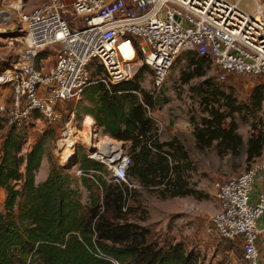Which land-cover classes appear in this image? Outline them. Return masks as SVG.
<instances>
[{"label": "built area", "instance_id": "built-area-1", "mask_svg": "<svg viewBox=\"0 0 264 264\" xmlns=\"http://www.w3.org/2000/svg\"><path fill=\"white\" fill-rule=\"evenodd\" d=\"M254 1L252 14L240 9L239 1L228 0H50L23 12V50L0 73V117L16 129L42 121L53 126L62 122L56 149L60 167L79 157L81 148L89 159L105 166L116 183L136 188L128 179L132 156L127 143L114 139L112 148H117L106 153L100 140L112 137L103 134L93 118L89 133L87 117L79 124L72 112L63 121V104L79 98L94 80L108 87L130 82L143 66L152 69L157 92L182 52L211 60L220 82L230 75H244L264 85V3ZM68 14L83 17L80 29L70 28L62 17ZM55 45L61 48L55 63L48 66L40 55ZM94 61L103 68L96 78L90 70ZM154 122L159 128L160 123ZM75 173L88 175L82 169ZM256 184L261 187L253 200ZM216 189L219 207L208 216L205 233L239 240L245 262L259 264L257 241L264 238V226H258L259 220L264 221V160L240 176L218 182ZM127 208L128 204L124 212Z\"/></svg>", "mask_w": 264, "mask_h": 264}, {"label": "trees", "instance_id": "trees-1", "mask_svg": "<svg viewBox=\"0 0 264 264\" xmlns=\"http://www.w3.org/2000/svg\"><path fill=\"white\" fill-rule=\"evenodd\" d=\"M188 53L194 55L191 62H196L200 66L197 71H201L207 59ZM14 63L11 59L9 68ZM102 73L103 68L98 65L92 75L96 78ZM140 77L109 87L94 80L83 90L78 109L91 116L103 134L130 144V182L135 180L150 191L163 187V198L197 197L198 191L185 189L178 165L165 150L173 144L159 141L157 126L147 109L153 113L156 101L140 86ZM212 94L215 97L212 103L207 96L201 101L208 105L205 111L212 118L203 119V127L195 130L197 146L204 150L216 141L221 153H236L244 142L237 133L235 114L242 113L244 108L227 102L232 110L225 114L215 108V102L221 98L232 102V97L216 87ZM262 100L264 85L258 84L249 102L259 106ZM230 118L229 126L225 127ZM31 127H10L0 144V189L6 194L4 211H0V264H203L200 254L188 249L184 241L159 242L149 228L130 220L127 215L130 208L124 212L128 187L111 185L100 178L102 195H97L83 177L82 185L91 192L90 203L85 205L74 185L76 180L65 168L52 167L47 180L37 184L36 176L46 156L45 142L35 143L27 154H22ZM263 152L264 129L254 124L247 143V161L261 157ZM79 166L87 174L105 171L102 164L86 154L79 157ZM221 240L241 245L239 240Z\"/></svg>", "mask_w": 264, "mask_h": 264}, {"label": "rangeland", "instance_id": "rangeland-1", "mask_svg": "<svg viewBox=\"0 0 264 264\" xmlns=\"http://www.w3.org/2000/svg\"><path fill=\"white\" fill-rule=\"evenodd\" d=\"M49 1L0 0V71L9 68L11 59L16 62L23 50L22 37H24L25 28L23 30L20 14L29 12ZM228 1L235 2L236 0ZM239 8L252 14L255 10V1L241 0ZM62 17L65 18L70 28L76 26L80 29L84 24L83 17L73 14ZM60 48L61 45H55L43 52L45 64L52 66L55 63L56 54ZM192 60H194L193 54L182 52L164 86L157 92L152 84V69L148 67L145 69L144 66L138 67L135 77L141 76L140 86L156 101L155 109L161 120L159 121L160 127L157 128L158 138L159 141L162 139L173 144V147H165V150L171 154L174 164L178 165V174L182 176L185 189H194L200 194L197 197L163 198L161 194L163 187L157 191H150L132 181L136 188L129 189L127 194L128 208L132 211L130 212L129 209L126 212L131 221L149 228L157 241H184L188 249L192 248L200 254L203 264H247L243 258L241 245L228 244L216 236L206 234L205 223L208 216L219 207L216 184L246 173L252 166L264 159V152L261 157L250 162L246 157L252 126L255 124L258 128L264 129V100L259 106L249 102L253 88L259 84L253 78L244 75H230L225 82H220L218 69L211 60L207 59L201 71H197L200 66L196 62H191ZM98 64V61H94L90 70L95 71ZM200 72L202 75L199 74ZM215 87L225 96H231L233 99L232 102L225 98H221L218 102L216 100L215 108L225 114L232 110L231 106H227V102L233 104V107L244 108L242 113L235 114L237 133L241 135L244 142L243 147L236 153L231 151L221 153L216 141L212 147L204 150L197 146L195 130L203 127V119L212 118L210 113L205 111L208 105L202 104L201 101L204 96H207L212 103L215 99L212 89ZM2 93L3 88L0 89V101L3 97ZM82 100L83 97L80 95L79 98H74L67 105L62 106L63 121L69 119L72 112L75 114V121L79 124L89 117L78 109ZM88 120L92 119L88 118ZM231 120L230 118L225 121V127L229 126ZM61 125L62 122L53 126L45 121L33 125L28 132L27 143L22 153L27 154L35 143L44 141L50 169L54 166L60 167L56 149ZM9 128L4 119L0 117V144ZM79 150L78 156H84L85 152ZM75 168L73 169L76 170ZM46 169L45 166L41 170L40 178L43 179ZM73 169L68 170V173L75 180H79L74 185L78 187L80 184L82 202L88 205L90 193L100 195V189H97L98 186L92 187L93 190L90 192L87 188H81V178L76 176ZM103 174L104 180L109 181L108 184L119 185L107 169ZM85 178L92 181L89 174ZM5 198V192L0 189V211H4Z\"/></svg>", "mask_w": 264, "mask_h": 264}, {"label": "crops", "instance_id": "crops-1", "mask_svg": "<svg viewBox=\"0 0 264 264\" xmlns=\"http://www.w3.org/2000/svg\"><path fill=\"white\" fill-rule=\"evenodd\" d=\"M239 1V3L241 2V0H236L235 2H238ZM260 2H262V3H264V0H259ZM152 116H153V118L156 120V121H161L160 120V117L158 116V112L156 111V109H154L153 110V113H152ZM90 117V116H89ZM90 118H92V117H90ZM160 123V122H159ZM161 142H166V141H163L162 139L160 140ZM127 148H129V152H130V144L129 143H127ZM23 152V151H22ZM23 154V153H22ZM131 154V153H130ZM264 160V159H263ZM45 166L47 167V169H46V173L44 174V177H43V179L42 178H40L39 177V174H40V172H41V170L42 169H44L45 168ZM58 167V166H57ZM75 169H80V166H79V162H78V165L76 166V168ZM102 170H106V168L103 166V169ZM50 171H51V169H50V166H49V161H48V158H47V156H44V159H43V161H42V164H41V167L39 168V171H38V173H37V176H36V183L37 184H41V183H43V182H45L46 180H47V178H48V176H49V174H50ZM73 171H74V173H75V171L76 170H74L73 169ZM94 175V176H93ZM103 173L102 172H100V171H91L90 173H89V177L92 179V181L90 182L89 181V184H90V186L91 187H97V189L99 188L100 189V195H102V190H101V188H100V178L101 179H105L104 177H103ZM77 176V175H76ZM77 177H80V176H77ZM85 177V176H84ZM80 178H83V177H80ZM77 179V178H76ZM76 181H79V180H76ZM81 181H82V179H81ZM132 182V181H131ZM134 183H137V184H139V182H137V181H133ZM79 183V182H78ZM81 183V182H80ZM108 183H109V181H108ZM82 184V183H81ZM140 185V184H139ZM79 189H80V184H79ZM81 188H85L83 185H82V187ZM260 189V186L257 184V185H255V187H254V191H253V193H252V199L253 200H255L256 199V197H257V193H258V190ZM89 190V189H88ZM91 190H93V189H91ZM91 194V193H90ZM83 203V202H82ZM84 204V203H83ZM218 205H219V202H218ZM258 226H260V227H263L264 226V221L261 219V220H259L258 221ZM257 248H258V252H259V264H264V238H260L258 241H257Z\"/></svg>", "mask_w": 264, "mask_h": 264}, {"label": "bare ground", "instance_id": "bare-ground-1", "mask_svg": "<svg viewBox=\"0 0 264 264\" xmlns=\"http://www.w3.org/2000/svg\"><path fill=\"white\" fill-rule=\"evenodd\" d=\"M88 118H90V117H88ZM88 118H87V121H86V124H85V130H86L87 133H89L90 130H92V127H90V125L93 123V119L91 118L92 120H88ZM113 144H116V143H115V140L112 139V138H107V139L102 138L100 140V145L101 146L102 145L105 146L104 151L106 153L114 152V149L117 148V147L115 146V148H112Z\"/></svg>", "mask_w": 264, "mask_h": 264}, {"label": "water", "instance_id": "water-1", "mask_svg": "<svg viewBox=\"0 0 264 264\" xmlns=\"http://www.w3.org/2000/svg\"><path fill=\"white\" fill-rule=\"evenodd\" d=\"M78 162H79V157H75L74 158V161L67 167H65L67 170H71L73 169L75 166L78 165Z\"/></svg>", "mask_w": 264, "mask_h": 264}]
</instances>
